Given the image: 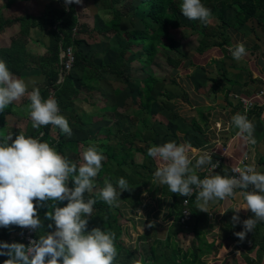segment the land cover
<instances>
[{"label":"clouds","instance_id":"obj_1","mask_svg":"<svg viewBox=\"0 0 264 264\" xmlns=\"http://www.w3.org/2000/svg\"><path fill=\"white\" fill-rule=\"evenodd\" d=\"M64 2L66 5H81L83 0ZM180 11L188 20H199L205 24L211 16V10L201 0H182ZM229 52L236 61L247 54L243 43L229 48ZM26 93L25 81L14 76L6 62L0 59V113L10 104L20 101ZM27 94L34 129L52 125L72 136L69 122L59 114L55 98L42 99L38 88ZM231 124L238 129L237 137L245 143H257L255 125L246 115L235 114ZM189 150L190 145L174 141L150 147L147 155L160 165L153 173L154 179L179 196L190 197L195 192L196 207L202 212H208L210 202L234 197L236 190H241L239 195L245 202L242 209L252 213L250 218L242 221L243 230L235 233L243 241L257 223L264 222V174L254 166L233 167L231 172L234 175L216 174L200 179L195 169L205 165L217 168L219 162L213 163L211 154L204 153L196 158L193 165ZM104 160L102 150L94 145L83 151L82 163L77 165L48 142L31 136L19 134L13 139V135L8 134L0 142V228L17 226L31 231L43 228L38 214L41 207L53 209L45 213V219L52 221L47 225L49 229L54 226V231L40 235L38 240H30L28 245L0 241V256L8 257L3 264H116V234L100 227L88 230V218L92 217L97 201L84 199V193L92 191L93 181ZM70 182L72 187H69ZM117 186L119 191L106 180L98 193L99 199L110 209L120 206L122 192L132 191L123 177L118 179ZM65 201L64 206H57ZM240 210L236 208L233 211V225L241 223ZM153 226L148 224L149 228Z\"/></svg>","mask_w":264,"mask_h":264},{"label":"crops","instance_id":"obj_2","mask_svg":"<svg viewBox=\"0 0 264 264\" xmlns=\"http://www.w3.org/2000/svg\"><path fill=\"white\" fill-rule=\"evenodd\" d=\"M143 1L144 0H129L125 3L124 0H83L81 5H70L71 10L73 11V16L77 21L79 31L78 34L74 36L78 39V44L74 45V49H77L79 54L82 56V59L87 60V62L77 64V66L68 72L70 77V88L76 91L74 96L68 97L66 93H61L57 97L59 114L63 115L68 120L69 126L72 129V136L69 137L63 133L60 137H56V127H53L52 125H49L48 134L51 138L55 139L52 145H54L56 141L61 140L76 141L77 144L73 145V148L69 146L67 151L66 148H61V151L66 154L67 158L72 159L77 165L82 163V153L90 145L98 147L103 153L106 144L109 143V141H105V139L106 137L110 138L109 135L111 130L114 128L125 130L121 127V121L123 119L129 118V121L131 122L133 120L132 124H135V116L133 114H136L137 110L127 106L129 109H132L131 113L128 109H126L127 114L120 113V101L117 96L121 93L124 96L127 94L130 96V99L133 98L134 101H131L135 102V97L138 96V98H140V93L138 91L140 86H138V84L141 83V80L147 76L154 79V84L149 92V95L152 96L151 91L153 87H155L157 79L153 73L145 70V68L149 67L150 62L154 63L156 60H159L170 67V65L165 61V57L179 59V64L177 66L180 65L184 75L183 77H180L181 80L179 81L180 94L183 96V101L186 102L190 101V98L196 99L195 103L191 105L193 113L195 112V114L186 121L187 124L185 125L187 126V129L181 127L183 134L185 133L188 137L186 138L183 135V137L186 138L185 141L190 139L191 142L194 138L192 137L193 135L199 136L201 134L197 133L203 132L201 131L200 125H198V122H201L198 119L199 113L204 114L207 122L211 113H215V111L219 112V109L225 108L226 105L227 107L230 106L228 112L232 113L233 117L237 114L239 108L241 109L238 103V97L249 96L254 92L252 85L249 82H245L246 77L241 75L238 69L234 68V70H228V68L224 69L223 64L221 65L222 57L225 55H231V53L228 52L229 50H226V46V54H222V57H220L219 54H216L218 53V48L216 46L206 48L204 50L205 53L195 52L200 40V35L193 32L191 29V32H180L185 37L184 41H187L186 49H182V47L179 49L178 46H181L182 42L180 39H173L171 37L174 41L177 53L170 50H163L155 46L156 50L154 51L150 62L147 64H142L138 60V57H140L143 53L142 46L132 45V48H130L124 55V58L128 59V67L123 72L125 74L124 76L127 77L125 82L123 79L115 77L111 73L99 72L98 70H95L97 68L93 69V67L109 63L114 58L120 46L124 43V31L143 28L141 16L146 11V9L143 8ZM47 7H55L66 10L68 5L54 0H0V24L3 20L12 19V22L3 25L0 28V51L2 50L0 52V59L6 62L9 70L14 76L25 81L27 84V93H30L34 88H38L40 90L45 85L44 76L37 65V62L40 59L49 57L52 52H56L57 62L54 65L58 67L60 42L54 37V33L51 32V29H54L55 31L57 23L51 27H47L44 25L41 26L40 24H31L32 22L27 21L25 25H22L20 24V21L13 19H35ZM124 7L126 8L123 11ZM112 9L121 12V15L118 18L116 31H112L109 28L105 30L106 24L111 20L110 15L112 13ZM132 18H137L139 20L138 24L140 27L135 26ZM248 22L250 23V21ZM179 23L180 24L177 27H174V29H179L181 27L187 28L190 24V20L184 16H180ZM257 24L261 25L262 23L260 22ZM246 26L247 23L245 22L235 31H243L247 28ZM263 26L257 27L262 29L264 28ZM150 28H152V26ZM150 32L151 31H149V33ZM192 39L194 41H192ZM261 46L263 47V45ZM180 55L182 57H180ZM203 59H205V61H203ZM132 61H135L142 71L141 73L138 72V75H136L135 71L131 74L129 70ZM202 61L205 64L210 65L213 69V74H215L216 69H219V66L222 68L219 69L222 73H219L217 77L214 75L209 77L204 71V69H207L208 66L202 69ZM246 69L249 71V69L244 66V70ZM170 70L174 72L176 67L173 69L170 67ZM185 70L188 71L186 72ZM224 70L227 71L226 74ZM247 71L246 73H248ZM255 71H257V68ZM259 72L264 76L263 67L259 70ZM139 74H141V76H139ZM222 74H224L225 79L228 80L222 79ZM263 76L257 77L256 80L261 82L260 80H264ZM174 80L176 79H173L172 77L170 78V85L175 83ZM130 82L133 83V87H131ZM92 92L97 93L95 96L98 98L95 100L92 98ZM27 93L20 101L10 104L9 112L5 113L3 116V122L0 125V136H2L4 140L8 134H12L14 139L16 135L23 134L25 136H30L35 131L32 127V121L30 119L31 102ZM173 97L175 96L173 95ZM154 103L155 101L153 104ZM155 107H157L156 103ZM97 114H99V116L96 117L97 120H94L93 118ZM250 115L248 116V119L251 122L253 120L252 123L255 125V130L260 129L259 131H262L260 132L261 136L259 138L257 133H254V137L257 141L255 145L243 142L242 149L240 150L241 153L238 157H236L235 153L238 149L236 150V147L232 149V147L234 145V141L239 137L236 138L235 134L237 132H234V130L237 131V129L234 125L230 124L228 128L225 129V132H228L227 139H225L226 141H221V143H227L228 146L226 163L224 162L223 164L224 167L227 164V160L232 162V157L233 160L234 158H236V160L241 159V154L244 153H246L244 158L245 161H251L255 154L257 155L258 160L261 158L264 159V152L263 154L259 153L260 149L264 147V112H254L255 118H252ZM97 122L99 123L96 124ZM90 124L92 126L96 124L97 126L89 129L87 126ZM191 124L197 126L200 131L196 132V129L191 127ZM202 125H204V123H202ZM206 125L207 124L205 123L204 128L208 127ZM232 128L235 129L232 131ZM126 129H128V127ZM151 131L154 132V139L155 137L156 139L157 137L159 138L162 136L161 134H163L154 128ZM168 134L169 132L166 133V142L173 141L174 137ZM198 136L196 138H198ZM190 142L189 145L197 146V141H193L194 144ZM205 145L206 147H204ZM133 146L139 145H135V143H133ZM200 146L204 147L202 151L210 154L208 150L215 147V142H213L212 139L206 138ZM60 154L62 155V153ZM214 155L216 157V153L213 152L211 156L213 157ZM195 160L196 158L193 162H195ZM206 166L207 165L203 166V168ZM95 181L101 183L99 180ZM93 184H95L94 181ZM96 186L97 185H95V187ZM95 187L93 186V188ZM97 190L101 189H96V191ZM240 191L241 190L236 191L237 195L229 198H231V201L241 203L244 206V199L239 195ZM239 200H241V202H239ZM66 203V201L63 202L61 207ZM165 203L167 207H169V203H167V201ZM57 206H60V203Z\"/></svg>","mask_w":264,"mask_h":264},{"label":"trees","instance_id":"obj_3","mask_svg":"<svg viewBox=\"0 0 264 264\" xmlns=\"http://www.w3.org/2000/svg\"><path fill=\"white\" fill-rule=\"evenodd\" d=\"M56 2H62L65 4L64 0H54ZM205 5L211 6V16L209 20H214L217 23L214 25V22L209 21L208 23H203L199 20H190L189 28L200 35L199 43L195 49V52L201 53L208 47L216 46L219 51H224L225 46L228 41V35L225 32V28L232 30H237L242 26L247 20L253 18L256 23L264 24V0H201ZM182 0H144L143 8L146 9L145 13L141 16L143 21L142 29H131L130 31H124V43L120 46L119 50L115 54L114 58L107 64L100 65L98 67H93V69L98 70L99 72H108L113 74L115 77L123 79L124 82L127 79L124 76V70L128 67V59L124 58L125 53L132 48V45H141L143 48V53L138 60L142 64H147L150 62L151 57L156 50L155 46L163 50H170L177 53V49L174 45L173 39L168 34V28L177 27L179 23V17L183 16L180 11V4ZM68 10L58 9L55 7H47L44 11L38 15L35 19L30 18H14L13 20L20 21V24L25 25L27 21L32 22L31 24H40L41 26L51 27L57 23L54 29H51V32L54 33V37L59 40L60 47H65L71 45L73 49L74 60L71 66V69L77 66V64L85 63L87 60L82 59V56L79 54L77 49H74V45L78 44V39L74 36L78 34V24L76 19L73 16V11L71 10L70 5H68ZM227 9H232L233 13L224 17V13ZM121 15V12L112 9L111 20L106 24L105 30L108 28L112 31L117 30L118 18ZM213 18V19H212ZM33 20V21H32ZM11 20H3L0 24V28L3 25L9 24ZM150 24V25H149ZM30 25V24H28ZM152 26V28H150ZM149 31H151L149 33ZM219 38V40H216ZM146 44V45H144ZM2 51V50H1ZM0 51V52H1ZM228 51V50H227ZM205 53V52H204ZM230 53V52H229ZM223 54V53H222ZM231 56V55H230ZM180 57H182L180 55ZM179 57V58H180ZM165 61L173 69L179 64V59L165 57ZM57 62L56 52H52L51 56L40 59L37 62L38 67L40 68L45 85L40 91L42 99H45L47 94L52 91V98L57 97L61 93H66L68 97L74 96L76 91L70 88L69 83V71L64 73L62 80L58 83H55L58 67L54 64ZM221 78L225 79L224 74L221 75ZM215 82V81H214ZM154 84V79L147 76L141 80V86L138 88L140 93V99L142 102V109H137V114H140L141 110L143 112H149L152 103L155 101L152 96L149 95V92ZM167 96V95H166ZM168 97V96H167ZM59 105V104H58ZM262 107L255 106L248 110L239 109L237 113L249 116L250 111L258 113ZM10 105L7 106L2 113H0V125L3 122V116L5 113H8ZM133 117V116H132ZM198 119L202 123H206V118L204 114L199 113ZM145 118L135 116V124L133 125V120L129 121V128L126 130H121L120 128H114L110 132V138L106 137L105 141L108 140L109 143L106 144L103 151L105 160L102 162V169L99 172L95 180L101 181L105 186V181L112 183L114 187H117V181L120 177L125 178L128 181L129 187L132 188V191H124L121 193L119 198V204H126L130 210H134L137 206L140 205L139 187H142L148 182L150 178V171H148V155L147 152L143 154L142 161L138 165H134L131 161V153L143 151V147L133 146L132 142L137 138L138 141L142 144L147 143V141H153L154 132L150 130L144 124ZM191 127L196 129V132L200 131L197 126L191 124ZM49 125L46 127H41L35 129V131L30 135L33 138L40 139L41 142H48L50 146L54 147L58 152L62 153L63 156L67 157L65 153L61 151V148H66L68 150L69 146L73 148V145L77 144L76 141H56L54 138H51L48 134ZM43 133V136L40 134ZM39 134V135H38ZM63 132L56 128V137H60ZM109 138V139H107ZM4 138L0 136V142H3ZM224 140L223 142H225ZM244 140L238 138L239 149L235 153V156L240 155V150L242 149ZM241 146V147H240ZM215 155L212 157L214 160ZM69 159V158H68ZM71 162L75 163L72 159H69ZM236 158L232 157V162L230 161L225 167L219 165L215 170L209 172L208 175H227L228 167L235 163ZM129 166V171H125L123 167ZM133 168V169H132ZM143 170V171H140ZM204 169L195 170L196 174L200 177L204 176ZM71 181V178H70ZM161 194L168 196L170 198L169 207L174 210V219L172 225L168 226L166 229L165 235L162 240H158L153 237L154 231L152 227L149 228L147 223L144 227L142 234L138 235L137 238L140 241H146L147 243V253L141 257H138V263L135 262L134 251L123 247L120 237V228L116 223V214L120 212L119 208L110 209L107 204L99 199L98 193L100 190L91 191L84 194V199H95L97 202L93 206L94 211L92 217L88 218V230L92 228L100 227L102 230L112 231L116 234L115 246L117 248L118 255L116 257V264H160L158 259L164 264H203L200 261L201 254L205 253L204 250L209 249L213 245V240L206 244L205 248L200 245H193V240L190 243V246L186 249L179 247L174 241V235L182 229H191L194 239L202 245L203 231L202 226L206 222L207 215L206 213L199 211L196 207V193L194 192L190 197H183L177 194H174L166 188V185H162ZM69 187H72L71 182ZM187 199L186 208L189 211V220L180 223V213L182 209V201ZM50 204L53 202H49ZM51 207H41L38 208L39 218L41 219L44 227L34 231L35 240L39 239V236L47 232L54 231V226L52 229H49L47 225L52 223V221L45 219V213L52 211ZM245 216V217H244ZM242 216L239 214V217L243 220L248 219L252 216L250 211H246L245 215ZM107 217V219H105ZM187 224V225H186ZM240 226L229 224L227 228H230L227 233L228 237H223L218 245H222V242H226L225 245L229 246L231 243L240 242L243 248H247L246 245L249 243L250 247L256 246L255 254L259 258L260 254L264 252V234L260 230H264V222L257 223L255 229L252 232L246 234V237L243 241L240 239L237 241L238 237L235 235L236 232L243 230V224L240 223ZM175 225H177L175 227ZM19 230V227L12 226L9 228H0V241L3 242H21L15 236H12L13 233H16ZM151 231V233H149ZM12 236V237H11ZM151 237V240L149 239ZM224 244V243H223ZM245 257L247 264H252V259ZM7 256H0V264H3V261L6 260Z\"/></svg>","mask_w":264,"mask_h":264},{"label":"rangeland","instance_id":"obj_4","mask_svg":"<svg viewBox=\"0 0 264 264\" xmlns=\"http://www.w3.org/2000/svg\"><path fill=\"white\" fill-rule=\"evenodd\" d=\"M127 1L129 0H124L125 3ZM206 7L211 10L210 5H207ZM125 8L126 7L123 8V11L125 10ZM232 13H233L232 9H227L224 13V17L226 18L230 16ZM132 21L135 23V26L140 27V25L138 24L139 20L137 18L135 19L132 18ZM209 21L211 22L213 21L214 25L217 23L214 20H209ZM248 21H250V23ZM246 23H247V26H246L247 28L243 31L240 30L239 32H236L235 30H232L229 28H225L226 29L225 32L229 36L228 37L229 43H227L226 45V50H229V48L235 46L237 43H243L246 48V53H247L246 56L240 61H236L230 55L229 56L225 55L222 57L221 56L222 53L226 54V52L224 51L217 50L218 53L216 54H219V56L222 57L221 65L222 64L224 65V69L228 68V70H234V68H236L238 69L239 73H241V75H244V77H246L245 82H249L252 85L253 87L252 89L254 90V92L251 95H254L256 91L264 89V80H260L261 82H258L256 80L257 77L263 76V74L259 72V70L262 67H263V73H264V43H263L264 42V28L261 27L262 29H260L257 27V26L259 27L263 26L264 24L263 25L257 24L253 18H250L249 20H247ZM187 31L191 32L189 26L187 28L181 27L179 29L169 28L168 30V34L170 35V37H172L173 39H180V41L182 42L181 46L180 45L178 46L179 49H181V47L182 49L187 48L186 46L187 41H184L185 37L180 33V32L185 33ZM216 40H219V38H217ZM192 41L194 40L192 39ZM261 45H263V47ZM203 61H205V59H203ZM203 61H202L201 67L202 69H204L208 66L209 69L208 68L204 69V71L209 77H211L212 75L217 77L219 73L220 74L222 73L219 70L222 68L219 66V69H218L219 71L216 69L215 74H213L212 73L213 69L210 67V65L205 64ZM244 66L248 68L249 71H247V69L244 70ZM256 68H257V71H255ZM129 70L131 74L134 73L135 71L136 75H138V72L139 73L142 72L139 68V65H137L135 61L131 62V66L129 67ZM145 70L149 71L150 73H153V75H155V78L157 79L155 87H153L151 91L152 93L151 95L154 97L157 107H155V103L154 104L152 103L149 112H143L141 110L140 114L136 115L134 113L133 115L137 117L139 116L141 118H145L144 124L147 127H149L151 130L154 128L163 134H161L162 136H160L159 138L157 137V139L156 137L155 139L153 138L152 142L147 141V143L145 144H142V142L138 141L137 138L133 140V143H135V145L138 144L141 147H143L142 153L134 152V151L133 153H131V157H132L131 161L133 162L134 165H138L141 163L143 154L148 152V149L150 147L154 145H162L163 143H166L167 141L166 133L167 132H169L168 135H171L174 137L173 141L176 142L177 144H182V143L187 144L188 142V145H189L190 139H188V141H185V139L188 137L185 135V133L183 134L181 127L184 129H187V126L185 125L187 124L186 121L195 114V112L193 113V109L191 108V105L195 103L196 99L190 98L189 99L190 101L186 102V101H183L184 100L183 96L182 94H180L179 81L181 80L180 77L184 76L180 65L176 67V70L174 72H172L169 66L160 62L159 60H156L154 63L150 62L149 67L145 68ZM185 71L187 72L188 70H185ZM246 71L248 73H246ZM250 71H251L252 78L250 77ZM224 72L226 74L227 71L224 70ZM139 76H141V74H139ZM171 77L173 79L174 78L176 79L174 80L175 83H172V85H170V81H169ZM130 85L131 87H133V83L130 82ZM138 86H141V83H139ZM92 93H93V96H92L93 100L98 98L97 96H95L97 93H94V92ZM173 95L175 97H173ZM117 98L120 101V107H121V109H119L121 111L120 113L127 114L126 109H128V111H130L131 113L132 109H129L128 107L135 108L136 110L138 108L142 109L143 104L141 102V99L138 98V96L135 97V102H133L134 101L133 98L130 99V96H128L127 94H125L124 96L121 93L119 94V96H117ZM229 107L230 106L227 107L225 105V108L219 109V112L215 111V113H211V115L207 119L206 126L208 127L206 128H204L205 124L202 125L201 122H198V125H200L201 131L203 132L197 133V134H201L199 136L198 135L192 136L194 138L192 139L190 143L194 144L193 141H197V146L190 145L189 157L190 159H192V162L194 161L195 158H198L199 155H202L203 152L205 153V151H202V149H204L206 145L204 147L200 145L204 140H206V138L212 139L213 142L215 141L221 142L227 139L228 132H225V129L228 128V126L231 124V118H232V113L228 112ZM263 107L264 106L262 105V108L259 112H264ZM252 112L253 111H250L249 115L251 114L250 116L252 118H255L254 112L253 113ZM98 116L99 114L94 116L93 119L97 120L96 117ZM127 121L129 122V118L123 119L121 121V127H123L122 129L126 130L127 127L129 128V123ZM98 123L99 122H97L96 124ZM96 124L93 126L90 124L87 127L91 129V128L96 127L97 126ZM235 128H232V131ZM259 130L258 129L255 130L254 133L255 134L257 133L258 137L260 138L261 136L260 132L262 131H259ZM234 132H238V129L237 131L234 130ZM183 135L186 138H184ZM197 136L198 138H196ZM236 138H237V135H236ZM233 144L234 145L232 149L235 147H236V150L239 149L238 139L235 140ZM217 149L218 148L215 146V147L210 148L208 151L210 154H212L213 152L217 153L216 152ZM263 152H264V147L260 149L259 153L263 154ZM245 156H246V153H244V157ZM223 160L226 163V156L223 158ZM148 161H149L147 164L149 166L148 171H150L149 174L151 175H150V178L148 179V182L142 187L138 188L140 190V194H139L140 205L137 206L134 210H130L125 203L119 204L120 206L118 208L120 209V212L116 214V223L118 224L120 228L119 240L121 241V244L123 245V247L129 248L134 251V254H135L134 260L136 263H138L139 256L143 257L147 253L148 245L146 241H140L137 238L138 235L142 234L145 225L147 223H152L154 225L152 227V231H154L153 237L158 240H162L168 226L172 225L173 221H175L174 210L170 207H167L165 203L166 201L167 203H170V198L168 196L161 194V187L163 186L159 184L154 179V176H153V173L155 172L157 167L160 166L159 162L152 157H148ZM242 162L245 166L246 165L254 166L258 172L264 174V159L261 158L260 160H258V157L256 154L254 158H252L251 161L249 160L245 161L244 159L242 160ZM194 164L195 162H193V165ZM228 164H229V161L227 160L226 165ZM123 169L125 171H129V166L123 167ZM140 171H143V170L140 169ZM210 174L212 175V173ZM94 182L95 184H93V186L95 187V185H97L98 188L96 186L95 188L92 189V191H96V189H102L104 187L102 183L95 181V180ZM166 188L168 189L167 186ZM241 200H239V202H241ZM62 204L63 202H60V206ZM243 207L244 206L241 203H235L234 201H231V198H227L223 201H217V203L210 202L208 206V212H204L207 215L206 222L201 228L203 231L202 245L199 244L196 239H194L191 229H185V228L175 233L174 235L175 243L182 249H186L187 247L190 246V243L193 240L194 246L200 245L201 247L205 248L206 244L213 240L212 247L204 250L205 253L201 254L200 256V261H202L203 264H247L244 256L252 259V264H264V252H262L259 258H257L256 256L257 254H255L256 246L250 247L249 249L250 244L248 243L246 245L247 248H243L240 242L238 241L239 238L237 239L238 242H235L234 244L231 243L229 246L225 245L226 242H222V245H218V242H220L221 239L223 240L224 236L228 237L227 234L225 233H227L229 230L231 231V229L227 228V226L233 223L232 222V216L234 214L233 211L236 208H241L239 214L244 216L246 210L242 209ZM240 221L242 223L243 218L242 219L240 218ZM235 225L240 226L241 224L237 223ZM176 226L177 225H175V227ZM260 232L264 234V230L261 229ZM149 233H151V231H149ZM149 239L151 240V237H149ZM158 262L160 264H164L162 263L160 259H158Z\"/></svg>","mask_w":264,"mask_h":264},{"label":"built area","instance_id":"obj_5","mask_svg":"<svg viewBox=\"0 0 264 264\" xmlns=\"http://www.w3.org/2000/svg\"><path fill=\"white\" fill-rule=\"evenodd\" d=\"M73 5H75L73 3ZM74 60V55H73V49L71 45H67L65 47H60L59 49V63H58V71H57V76H56V80L55 83H58L59 81L62 80V75L64 73H67L68 71H70L72 63ZM49 97H52V91H50L45 100L48 99ZM238 103L241 107V109L243 110H248L250 108H254L255 106H260L262 107V105L264 106V89L263 90H259L256 91L254 93V95H250V96H239L238 97ZM264 108V107H263ZM215 146L218 148L217 149V153H216V157L213 160V163L215 162H219V165H223L224 164V160L223 158L226 156L227 154V143H221V142H216L215 141ZM244 154H242L241 159H238L235 161V163L233 165H230L228 167V172L227 175H234V173L231 172V169L233 167H240V168H244L246 167L242 160H244ZM216 168H212L211 165H207L204 169V176L208 175L209 172L215 170ZM205 177H202L201 179H204ZM239 189H237L236 191H238ZM185 199L182 201V209H181V213H180V218H179V222L183 223L187 220H189L190 216H189V211L186 208V204L184 203ZM34 231H31L29 229H21L19 228V230L16 233H13L12 236H15L18 240H20L21 242H23L25 245H28L30 240H35L34 238ZM11 236V237H12Z\"/></svg>","mask_w":264,"mask_h":264}]
</instances>
